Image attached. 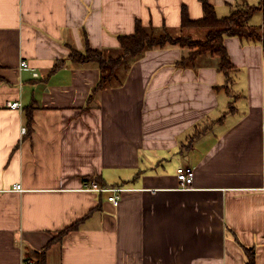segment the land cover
<instances>
[{"label": "crops", "instance_id": "1", "mask_svg": "<svg viewBox=\"0 0 264 264\" xmlns=\"http://www.w3.org/2000/svg\"><path fill=\"white\" fill-rule=\"evenodd\" d=\"M208 1L225 17L262 0ZM183 6L203 17L200 0H0V264H24L78 221L48 264H246L244 247L264 264L262 43L225 39L237 98L216 89L226 81L216 68H177L179 48L148 51L87 110L98 66L50 73L85 36L93 49L115 48L137 20L179 27ZM251 23L262 26L263 13ZM198 125L209 128L190 141ZM179 167L195 171L190 188ZM115 187L125 189L117 206Z\"/></svg>", "mask_w": 264, "mask_h": 264}, {"label": "trees", "instance_id": "2", "mask_svg": "<svg viewBox=\"0 0 264 264\" xmlns=\"http://www.w3.org/2000/svg\"><path fill=\"white\" fill-rule=\"evenodd\" d=\"M203 5V17L194 20L190 17L188 9L183 6L181 13V25L177 28L167 26H155L145 24L137 20L135 32L131 35H120V45L115 48L93 49L88 37L85 36V49L78 50L71 47L68 58L58 61L50 73L56 72L68 63L84 66L94 63L100 70V79L93 88L84 110L90 109L91 104L102 91L123 87L129 77L132 67L136 62L144 58L148 51L179 48L182 56L177 61L179 69L199 70L204 67H214L218 72L226 76L224 85L216 87L217 90L224 89L230 96L237 98L240 94L232 91L234 75L238 68L232 62L229 51L225 45L227 37H239L242 40L260 42L264 48V0L259 5L245 4L234 9L231 14L219 17L214 5L208 0H200ZM263 13V25L256 26L251 23L253 16ZM194 29H206L204 39H195L190 33ZM188 30H190L189 33ZM35 106H30L27 111L28 133L33 131V112ZM235 111L233 103L230 104L228 113ZM209 128L208 125L196 126L190 141L200 136ZM97 181L104 187L107 185L101 180ZM120 185V184H118ZM117 185V186H118ZM78 221L72 226L59 232L41 250L29 251L25 254V264H48L47 253L50 247L61 241L72 231H76L80 223ZM246 264H256V253L254 248L244 247Z\"/></svg>", "mask_w": 264, "mask_h": 264}, {"label": "built area", "instance_id": "3", "mask_svg": "<svg viewBox=\"0 0 264 264\" xmlns=\"http://www.w3.org/2000/svg\"><path fill=\"white\" fill-rule=\"evenodd\" d=\"M21 68L29 69L30 65L27 61H22ZM34 75L38 76L37 73H35ZM6 106L10 109L18 110L21 108L22 105L20 102L10 101L6 104ZM22 133L23 134L28 133V130L26 127L22 129ZM177 176H178L179 181L182 184V188L187 189V188H190L194 182L195 171L193 170V168H190V167H179L177 169ZM86 188L87 190H98V191L103 190L102 188H100V186L97 185V183L88 184ZM21 189H22L21 185L16 186V190H21ZM109 190L112 193V195L109 197V201L112 202L115 206H117L120 202L121 194L123 193L125 189L123 187H115Z\"/></svg>", "mask_w": 264, "mask_h": 264}, {"label": "rangeland", "instance_id": "4", "mask_svg": "<svg viewBox=\"0 0 264 264\" xmlns=\"http://www.w3.org/2000/svg\"><path fill=\"white\" fill-rule=\"evenodd\" d=\"M189 32H190V30H188L187 33H189ZM190 33L192 34V36H193L195 39H199V40H201V39H204V38H205L206 33H207V30H206V29H200V30H198V29H194V30H191Z\"/></svg>", "mask_w": 264, "mask_h": 264}]
</instances>
